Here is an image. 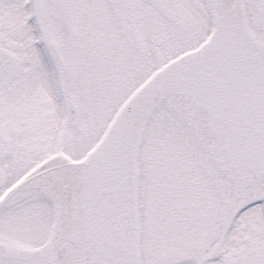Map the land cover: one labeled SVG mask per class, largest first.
Wrapping results in <instances>:
<instances>
[{"label": "snow or ice", "instance_id": "6c2138e0", "mask_svg": "<svg viewBox=\"0 0 264 264\" xmlns=\"http://www.w3.org/2000/svg\"><path fill=\"white\" fill-rule=\"evenodd\" d=\"M0 264H264V0H0Z\"/></svg>", "mask_w": 264, "mask_h": 264}]
</instances>
